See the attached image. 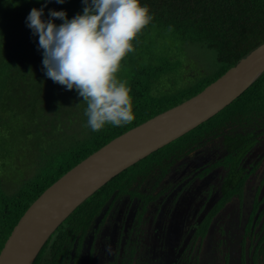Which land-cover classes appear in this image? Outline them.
<instances>
[{
	"label": "trees",
	"instance_id": "1",
	"mask_svg": "<svg viewBox=\"0 0 264 264\" xmlns=\"http://www.w3.org/2000/svg\"><path fill=\"white\" fill-rule=\"evenodd\" d=\"M44 3L0 0V186L10 179L6 169L16 153L29 150L27 155L36 160L32 178L21 180L10 195H0L1 249L27 209L69 170L113 139L196 96L264 44V0H141L152 19L132 42L134 51L123 59L117 74L131 89L135 119L94 132L87 126L83 98L43 71L38 35L25 21L31 9ZM83 8L82 0H51L42 18L48 20L51 9L72 19ZM188 51L196 52V60L212 52L213 74L182 75L186 60L193 59ZM262 82L264 76L239 99L253 103L262 98ZM24 156L16 160L19 171L32 167L33 161L22 163Z\"/></svg>",
	"mask_w": 264,
	"mask_h": 264
},
{
	"label": "flooded vegetation",
	"instance_id": "2",
	"mask_svg": "<svg viewBox=\"0 0 264 264\" xmlns=\"http://www.w3.org/2000/svg\"><path fill=\"white\" fill-rule=\"evenodd\" d=\"M261 84L108 182L34 264H264Z\"/></svg>",
	"mask_w": 264,
	"mask_h": 264
},
{
	"label": "water",
	"instance_id": "3",
	"mask_svg": "<svg viewBox=\"0 0 264 264\" xmlns=\"http://www.w3.org/2000/svg\"><path fill=\"white\" fill-rule=\"evenodd\" d=\"M264 73V44L196 96L113 139L47 188L14 227L0 264H34L58 228L108 182L215 117Z\"/></svg>",
	"mask_w": 264,
	"mask_h": 264
},
{
	"label": "clouds",
	"instance_id": "4",
	"mask_svg": "<svg viewBox=\"0 0 264 264\" xmlns=\"http://www.w3.org/2000/svg\"><path fill=\"white\" fill-rule=\"evenodd\" d=\"M49 2L31 9L25 21L38 35L46 77L83 98L92 131L131 123L135 119L131 89L117 74L123 59L134 51L132 42L152 19L149 8L141 0H82V14L68 19L66 12L50 9L44 20ZM54 19L63 22L57 25Z\"/></svg>",
	"mask_w": 264,
	"mask_h": 264
},
{
	"label": "rangeland",
	"instance_id": "5",
	"mask_svg": "<svg viewBox=\"0 0 264 264\" xmlns=\"http://www.w3.org/2000/svg\"><path fill=\"white\" fill-rule=\"evenodd\" d=\"M200 52H205L203 50H200ZM199 52V53H200ZM188 54L190 57H192L193 59H187L186 60V64L184 65L185 69L182 75H184L185 77H189V78H194L196 77V75L198 74V71L200 72V74L204 77L206 75H212L213 72L215 71V65H214V59H212L211 56H214L212 52H208L207 54L202 53V58L201 59H194L196 58L198 55L196 54V52L194 51H188ZM186 67H188V70L186 69ZM196 68V69H195ZM197 70V71H196ZM31 153V151L27 150L26 152L23 153H16L14 155V157L12 158V166L8 167L6 170H8L7 173V177L10 178L8 179V181L6 182V184L2 183V186H0V195L1 194H5L6 190L8 191H15L17 186L19 185V183L21 182V180H23L24 178H26L25 180H28L30 178H32V176L34 175L36 169H35V165L34 163L36 162L35 158L33 160V158L27 154ZM26 155V156H24ZM20 156H24L25 158L22 159V163H30L33 161L32 167L31 166H24L22 167V170L19 171L17 167H15L16 165V160L20 157ZM29 156V158H27ZM9 166V165H8ZM40 166V165H39ZM0 208H1V203H0ZM24 215V214H23ZM22 218V217H21ZM3 244V240H0V244Z\"/></svg>",
	"mask_w": 264,
	"mask_h": 264
}]
</instances>
